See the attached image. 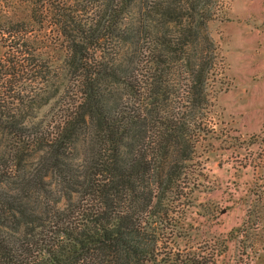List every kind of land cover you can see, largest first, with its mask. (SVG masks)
I'll return each mask as SVG.
<instances>
[{"label":"trees","instance_id":"1","mask_svg":"<svg viewBox=\"0 0 264 264\" xmlns=\"http://www.w3.org/2000/svg\"><path fill=\"white\" fill-rule=\"evenodd\" d=\"M219 6L0 0V264H209L214 252L157 259L211 127L206 80L219 71L207 21ZM31 192L52 201L41 209L62 242L40 236Z\"/></svg>","mask_w":264,"mask_h":264},{"label":"rangeland","instance_id":"2","mask_svg":"<svg viewBox=\"0 0 264 264\" xmlns=\"http://www.w3.org/2000/svg\"><path fill=\"white\" fill-rule=\"evenodd\" d=\"M212 3L220 5L221 13L207 21L220 72L213 71L206 80L204 112L211 127L190 153L196 162L186 166L183 188L173 203L178 225L163 230L166 242L157 260L166 255L185 258L196 250L214 252L209 264H264V212L258 213L264 209V0ZM3 51L0 45V56ZM56 106L54 101L43 106L37 119L47 121ZM35 160L27 158L24 171L31 172ZM46 180L53 199L60 193L54 190L56 179ZM29 195L42 213L37 216L40 236L62 242L48 223L52 212L41 209H51L52 201ZM65 205L64 200L58 203ZM41 253L34 251L38 257Z\"/></svg>","mask_w":264,"mask_h":264},{"label":"crops","instance_id":"3","mask_svg":"<svg viewBox=\"0 0 264 264\" xmlns=\"http://www.w3.org/2000/svg\"><path fill=\"white\" fill-rule=\"evenodd\" d=\"M262 37H264V35H263V36H261V38H262Z\"/></svg>","mask_w":264,"mask_h":264}]
</instances>
